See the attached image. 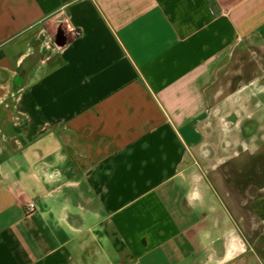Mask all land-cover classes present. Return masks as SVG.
Wrapping results in <instances>:
<instances>
[{"label":"crops","instance_id":"obj_1","mask_svg":"<svg viewBox=\"0 0 264 264\" xmlns=\"http://www.w3.org/2000/svg\"><path fill=\"white\" fill-rule=\"evenodd\" d=\"M260 48L264 0H0V264L244 262L195 174L239 137L218 106L264 101L213 90Z\"/></svg>","mask_w":264,"mask_h":264},{"label":"rangeland","instance_id":"obj_2","mask_svg":"<svg viewBox=\"0 0 264 264\" xmlns=\"http://www.w3.org/2000/svg\"><path fill=\"white\" fill-rule=\"evenodd\" d=\"M247 82H254L255 87L256 85L264 86V48L242 53L233 65L220 73L213 90L218 89V92L222 91V94H225L231 92L233 87ZM258 90L257 87L256 91ZM219 98L221 97L218 96L217 99ZM257 98L261 100L262 95ZM262 102L256 104L257 110L254 117L251 107L247 113L248 105H243V110L237 111L238 116L229 117L227 115L231 112V105L218 106L217 123H222L217 120L222 117L226 129H232L229 124H234L232 135L235 133L239 137L232 136L236 139L234 142L225 139L229 144L224 152L225 157H222L225 163L216 169H210L205 167V162L197 161L201 170L195 174V177L201 178L202 182L208 185V192L203 194L204 197L209 195L212 205L218 202L214 199H219L218 203L224 206L237 223L236 231L241 240L247 241L250 245L253 244L252 252L246 253L247 258L244 262L241 261V264H264V249H262L264 248V219L260 218L252 207L255 199L264 194V191H261L264 187V181H262L264 179H255L254 183L251 181L258 177L257 172L264 171V114L261 115L258 108ZM250 119L258 120V130L256 136L251 137L252 139L247 142L243 140L240 132L244 131L243 124ZM236 124L237 127H235ZM248 177H250L249 180ZM248 183H251L249 187H247ZM235 251L237 252L238 249Z\"/></svg>","mask_w":264,"mask_h":264},{"label":"flooded vegetation","instance_id":"obj_3","mask_svg":"<svg viewBox=\"0 0 264 264\" xmlns=\"http://www.w3.org/2000/svg\"><path fill=\"white\" fill-rule=\"evenodd\" d=\"M258 108H260V114L261 115L264 114V112H261V110H264V107H261L259 105ZM260 114H258V115H260ZM257 121H258L257 119H254V120L250 119L248 122H245L243 124V127L245 126L244 127V131L243 132H240V133H242L241 136H242L243 140H246L247 142H249L250 141L249 139H252L254 136H256L255 134H256V132L258 130V123H257ZM248 131H249L250 134L247 133ZM260 138H261V136H260ZM257 175H258V177H255V178H253L251 180V181H253V183L255 182L254 181L255 179H258V180L264 179V171L257 172ZM249 179H250V177H248V180ZM262 181H264V180H262ZM250 184L251 183H248V186L247 187H249ZM261 191H264V187L261 188ZM252 207L255 210L256 214H258V216L260 218L264 219V194H262L260 197H257L255 199V202H254V204H253ZM262 249H264V248H262ZM241 261H242V259H240V258L237 259L236 258L232 262H229L228 264H241Z\"/></svg>","mask_w":264,"mask_h":264},{"label":"built area","instance_id":"obj_4","mask_svg":"<svg viewBox=\"0 0 264 264\" xmlns=\"http://www.w3.org/2000/svg\"><path fill=\"white\" fill-rule=\"evenodd\" d=\"M75 34H78V32H75ZM53 42V39L50 35L46 36L44 39V46L47 50L51 49V43ZM36 209L35 203L34 202H28L25 206V214L30 215L32 214Z\"/></svg>","mask_w":264,"mask_h":264},{"label":"trees","instance_id":"obj_5","mask_svg":"<svg viewBox=\"0 0 264 264\" xmlns=\"http://www.w3.org/2000/svg\"><path fill=\"white\" fill-rule=\"evenodd\" d=\"M62 35V34H61ZM38 59V58H37Z\"/></svg>","mask_w":264,"mask_h":264}]
</instances>
